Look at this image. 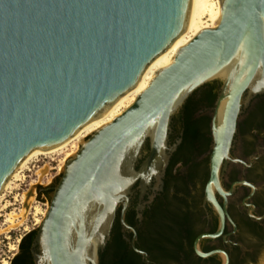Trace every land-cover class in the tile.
Returning a JSON list of instances; mask_svg holds the SVG:
<instances>
[{
	"label": "water",
	"instance_id": "1",
	"mask_svg": "<svg viewBox=\"0 0 264 264\" xmlns=\"http://www.w3.org/2000/svg\"><path fill=\"white\" fill-rule=\"evenodd\" d=\"M189 5L190 0H0V191L33 149L64 142L131 89L183 31ZM220 10L215 27L180 47L127 108L67 158L32 242L35 264H99L119 206L121 224L134 231L125 220L130 195L134 188L140 198L149 187L162 189L181 142H169L173 115L194 90L218 78L204 186L218 227L198 234L193 248L202 258L219 254L220 264H229L225 250L203 251L200 242L222 235L226 221L236 230L227 211L234 185L225 190L222 175L240 114L264 93V0H220Z\"/></svg>",
	"mask_w": 264,
	"mask_h": 264
},
{
	"label": "flooded vegetation",
	"instance_id": "2",
	"mask_svg": "<svg viewBox=\"0 0 264 264\" xmlns=\"http://www.w3.org/2000/svg\"><path fill=\"white\" fill-rule=\"evenodd\" d=\"M260 95H256L250 101L238 118L230 152L231 159L228 161L222 175V185L225 190H229L234 185L233 192L228 195L227 211L236 225V230L234 231V226L226 221L222 235L214 239L203 238L200 242V248L203 251L216 248L225 250L229 256V263L231 253L237 249L239 262L252 264L251 257L257 252L259 254L264 246V238H258V235L251 233L252 225L264 231V113L258 110V102L262 98L264 99V93ZM194 102L192 119L195 121V126L206 129L207 134L211 136L210 123L214 104L209 105L204 101L197 100ZM207 118L208 127L206 128L203 124L201 125V122ZM170 126L169 142L174 143L178 139H175V137L181 135L185 127L184 116L182 115L175 120L173 115ZM145 148L147 149V145ZM209 151L203 153L201 158L207 156ZM182 168L184 169V167ZM60 173L58 171L56 175L60 176ZM59 176L54 178L55 180H50L44 187L39 186V192L50 199L53 186L57 183ZM165 176L166 172L163 180ZM241 180L247 183H235ZM205 183L203 186L199 183L190 186L191 194L192 196L195 195V198H201L200 207L202 212L199 213V224L203 226L202 232H214L218 227V216L210 205L204 201ZM163 192L164 183L159 191H154L149 187L143 197L140 198L139 190L134 188L133 193L130 195L125 218L128 213H134L135 225L128 224L132 226L135 232L124 228L120 222V233L126 243V247L120 251L127 259L120 260L117 258L118 251L114 247L110 250H103L104 259L102 262L99 258V264H215L221 262L219 254H214L207 257L210 259L203 260L206 258H202L195 253L193 243L190 248L186 246L176 248L173 244H166L164 231L156 225V216L163 207L164 200H166V196L161 195ZM152 193H154V196L150 199L149 195ZM172 193V190L169 191L167 196L171 197ZM217 198L220 203L223 202L220 195L217 194ZM140 204L143 207L138 210L137 207ZM120 209L121 206L117 209L115 219L120 217ZM139 213L141 216H139ZM213 224H215V229L211 230ZM238 224L241 225L240 228ZM33 239L34 237L27 239L25 242V244L30 242V259L23 264H35L32 251L36 248L32 246ZM20 251L19 242L15 255Z\"/></svg>",
	"mask_w": 264,
	"mask_h": 264
},
{
	"label": "trees",
	"instance_id": "3",
	"mask_svg": "<svg viewBox=\"0 0 264 264\" xmlns=\"http://www.w3.org/2000/svg\"><path fill=\"white\" fill-rule=\"evenodd\" d=\"M221 85V80H211L196 90L185 100L182 107L174 114V119L184 116L185 127L181 135L176 138H181L176 150L170 157L169 164L166 169L164 178V192L162 196H166L163 207L158 211L157 226L164 231L166 244H173L176 248L189 247L192 245L196 235L203 231V226L199 224V213L202 212L200 207L201 198L192 196L190 186L195 183L204 185L208 178V161L209 155L202 157L201 155L207 150H210L212 139L207 134L206 129H200L195 126V121L192 119L194 101H204L206 104H214L218 91ZM261 96V95H260ZM258 96V97H260ZM261 98V97H260ZM258 110L264 113V99L258 102ZM208 127V118L203 119L201 125ZM184 167V171L181 168ZM173 191L169 197L168 192ZM126 222L135 225L136 219L134 213H128L125 218ZM120 217L115 219L110 238L105 246V250H110L115 247L117 258L125 260L127 257L120 250L126 247L120 233ZM240 228L241 225L238 224ZM211 230L215 229V224L211 225ZM36 229L28 231L20 240L21 251L17 253L10 261V264H23L30 259L28 244H25L27 239L35 236ZM251 233L258 235V238H264L263 229H258L255 225L251 226ZM103 249V250H104ZM103 250L99 253V258L103 262ZM120 251V252H119ZM257 254L251 257L250 261L255 262ZM202 260L201 258H199ZM206 258L203 260H207ZM220 264V263H215ZM229 264H244L238 260V250L231 253Z\"/></svg>",
	"mask_w": 264,
	"mask_h": 264
},
{
	"label": "rangeland",
	"instance_id": "4",
	"mask_svg": "<svg viewBox=\"0 0 264 264\" xmlns=\"http://www.w3.org/2000/svg\"><path fill=\"white\" fill-rule=\"evenodd\" d=\"M74 150V142H71L61 151L33 158L22 169L19 176L12 180L9 188L2 192L0 199V264L3 259L8 260L7 256L15 251L10 246H16L25 233L38 227L49 201V198L41 194L38 188L39 186L44 187L50 180H55L54 178L59 176L56 173L62 172L60 168L64 166L65 154ZM181 170L184 171L183 168ZM36 207H38L37 211ZM22 210L23 215H21ZM8 213L15 215L13 224L6 221ZM37 219L40 220L39 223ZM252 264H264V246Z\"/></svg>",
	"mask_w": 264,
	"mask_h": 264
},
{
	"label": "bare ground",
	"instance_id": "5",
	"mask_svg": "<svg viewBox=\"0 0 264 264\" xmlns=\"http://www.w3.org/2000/svg\"><path fill=\"white\" fill-rule=\"evenodd\" d=\"M220 0H190L187 20L183 31L167 46L160 54L154 57L143 69L135 85L119 96L110 107L99 117L94 118L84 125H82L73 135H71L64 142L55 145L47 149L35 148L30 153H28L9 175L5 183L3 184L2 190L0 191V199L2 197V192L9 188L12 180L19 176V173L23 168L35 157L39 155H45L57 151H61L66 145L74 142L75 150L72 152H67L63 158V162L73 154L79 144L83 139L103 126L110 122L115 116L119 115L125 108H127L149 84L155 73L167 65H169L180 47L185 45L194 35H196L200 30L204 28L215 27L220 18ZM224 76V72L220 74ZM63 170V167L60 168ZM38 210V207L35 208ZM23 215V210L21 211ZM15 215L13 213H8L6 221L13 224V218ZM38 223L40 220H36ZM12 249L14 246H10ZM2 264H9L8 260L3 259Z\"/></svg>",
	"mask_w": 264,
	"mask_h": 264
},
{
	"label": "built area",
	"instance_id": "6",
	"mask_svg": "<svg viewBox=\"0 0 264 264\" xmlns=\"http://www.w3.org/2000/svg\"><path fill=\"white\" fill-rule=\"evenodd\" d=\"M19 242H20V240L17 242L16 246H14V248H13L15 251L12 252L10 256H7L9 264H10L11 259L13 258V256L15 255V253L17 251V247H18Z\"/></svg>",
	"mask_w": 264,
	"mask_h": 264
}]
</instances>
